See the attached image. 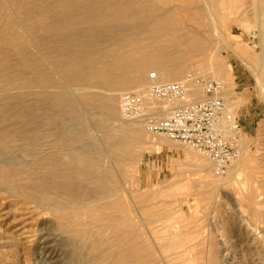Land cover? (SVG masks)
I'll return each mask as SVG.
<instances>
[{
    "label": "bare ground",
    "instance_id": "obj_1",
    "mask_svg": "<svg viewBox=\"0 0 264 264\" xmlns=\"http://www.w3.org/2000/svg\"><path fill=\"white\" fill-rule=\"evenodd\" d=\"M184 1L193 2L198 10L195 21L197 35L192 33L179 36L177 33L173 37V42L185 41L190 48L197 51L205 50L207 47L204 41L203 43L198 40L200 29L202 34L208 36L218 34L223 19L233 16L231 11L223 13L228 7L246 2L252 8L251 13H254L256 19L264 16V0ZM88 2L92 0H48L38 5L35 11L27 9L28 5H20V3L18 6L20 11H29L25 17V23L29 25L28 31L18 33V26L14 20L3 23L4 30L7 32L6 38L4 36V39H0V47L5 45L13 47L20 64L31 70L35 69L37 73L33 78L30 77L31 79L27 77L26 81L21 80L20 74H8L11 58L0 52V152L7 153L20 140L35 148V155L30 164L22 165L20 170L18 168V170L16 168L0 169V182L5 186L14 183L18 186L19 192L26 193L28 198L35 200L43 206L42 208L45 207L55 216L63 233H67L72 241L74 250L71 257L72 264H158L154 258V249L157 247L149 246L152 250L145 248L141 240L143 222L139 221L140 216H132L129 211V191L125 186L129 173L130 148L127 147L129 143L127 139L121 138L107 148L91 150L90 154L85 155L83 150L78 148L86 138L85 130L82 128L84 122L80 124L76 132L72 133V136L71 134L64 136L63 132V134L57 133L56 139L51 138L53 146L50 140H47L44 130L46 125H59L61 121L71 119V111L74 110L71 108H76L80 101L90 109L105 111L113 116L119 114L121 96L127 90L138 89L136 93L143 95L151 103L153 98L145 76L146 69L149 67L157 70L161 82L169 81L170 83L185 80L183 76L187 70L185 71V64L179 56L180 52L175 45H172L174 43L161 42L172 31L169 25L171 14L169 9L161 12V6H154L150 0H100L98 5L96 4L98 7L83 8V5ZM75 3L82 7L75 6ZM242 4L241 7H244ZM6 6L4 2H0V13L6 9ZM78 9L80 11L78 17L69 19V15L72 16V13L78 12ZM208 26L211 27V32L207 30ZM50 32H57V35L62 32V35L49 37ZM33 35L38 37V44L51 58L56 74L47 72L49 68L46 67L49 61L41 55L38 44L39 53L30 50V37ZM234 52L247 67L251 68V63L246 56L239 54L238 51ZM204 60L209 64L207 68L205 67L206 72L211 73L212 77L214 75V79H217V73L225 72V70L231 75L232 69L229 63L224 66L221 63L220 66L215 58L204 57ZM57 76L62 77L65 82ZM200 76L205 78L201 74ZM257 78L261 79L259 76ZM218 80L226 83L227 98L231 103L229 96L237 94L234 90L235 84L231 79L227 82L225 79ZM262 85L263 83H260V86ZM69 88L75 91L74 94L68 92ZM191 90L194 100L202 99L200 86L192 84ZM261 91L264 96L263 87ZM18 92L21 93V100L26 110L23 113L12 114L9 112L12 111L9 109L15 102L12 93ZM35 94H48L47 100L58 111L46 114L47 118L44 121L31 113L34 109L29 112L27 109L32 106L30 101L37 98ZM143 129L146 128L142 123L134 122L127 130L134 136L135 142L142 139ZM154 141L155 148L162 146L161 140ZM241 146L242 154L243 142ZM241 156L244 157L245 154ZM243 157L240 161H237L238 158L237 163L233 162L229 168V171H234L237 176L240 175ZM107 159H110V162L106 161ZM243 165L245 167L246 164ZM208 175L206 179L213 186L217 188L223 185L222 181L218 183L219 180L217 181L210 171ZM28 181L32 182L30 186ZM137 212L139 213V210ZM131 218L135 220L132 224L133 229L129 228ZM50 237L44 239L43 250L52 253L53 245ZM151 239L153 241L155 238Z\"/></svg>",
    "mask_w": 264,
    "mask_h": 264
},
{
    "label": "rangeland",
    "instance_id": "obj_2",
    "mask_svg": "<svg viewBox=\"0 0 264 264\" xmlns=\"http://www.w3.org/2000/svg\"><path fill=\"white\" fill-rule=\"evenodd\" d=\"M45 1L48 0H0L1 3L4 2L7 5L6 9L0 13V39H4V36L6 38L7 31L4 30L3 23L10 20L17 23L18 33L28 31L29 25L25 23V17L29 11H20L18 9L20 3V5H28L27 9L35 11L37 6ZM99 1L92 0V2L83 5V8L98 7ZM150 1L154 6H161V12L169 9L171 13H169V25L172 31L161 42L174 43L173 37L177 33L179 36L192 33L197 35L195 21L198 10L193 2L186 3L184 0ZM192 3L193 5H191ZM243 3L241 4L244 7L238 3L223 12L226 14L231 11L233 16L223 19L218 34L208 36L202 34L200 29L198 40L204 41L205 47L207 46L206 48L209 49L202 50L204 53L190 48L185 41L172 44L180 52L179 56L185 64V71H187L183 77L187 78L191 73H200L206 79H214L213 74L212 77L211 73L206 72L205 67L207 68L209 64L204 60V57H212L217 62L219 61L215 62L220 66L229 63L232 69L231 75L226 70L217 73V79H225L226 82L231 79L234 84H237L238 81L241 84L240 89L234 85V90L238 94L229 96L230 104L236 110L242 108L244 115L249 109V112L255 114L252 118H249V115L246 116L251 133L245 134L242 141L244 151L242 154H245L246 157L241 156L237 160L240 161L242 157L244 160L239 176L230 170L226 176L217 177L212 164L202 155L164 138L152 136L146 129H143L142 139L134 142V136L127 130L134 122L123 120L121 106L119 114L113 116L105 111L90 109L80 101L76 108H71L74 110L71 111V119H67L69 121L63 120L64 122L61 121L62 123L59 125L45 126V135L53 146L51 138L56 139L57 133L61 132V134L64 133V136L70 134L72 136V133L76 132L80 124L84 122L82 128L85 130L86 138L78 148L83 150L85 155L90 154L91 150L107 148L121 138L127 139L129 142L127 147L130 148L129 173L125 186L129 191V207L133 208V210L129 208V211L132 216H140L139 221L143 222V225L141 224L143 230L141 240L145 248L157 247L154 249V258L158 264H189V261L190 264H264V96L261 91V87L264 88V16L256 19L254 13H251L252 8L246 2ZM76 5L79 4L75 3ZM191 7L193 8L191 9ZM238 8L239 10H237ZM79 12L78 9V12L72 13V16L69 15V19H76ZM36 22L38 23V21ZM210 29L211 27L208 26L209 32H211ZM56 33L50 32L49 37L62 35V32L58 35ZM38 40L35 35L30 37L32 52H40L37 49ZM39 47L41 55H44L49 61L46 67L49 68L47 72L56 74L51 58L40 45ZM234 51L246 56V59L251 63V68L247 67ZM0 52L11 58L9 63L11 68L9 67L8 74H20L21 80L25 81L27 77L31 79L36 76L35 69L31 70L20 64L13 47L2 46ZM198 52L200 55H197ZM153 72L157 73L154 67L147 68L145 72L149 87V74ZM258 76L261 81L257 78ZM57 78L65 82L62 77L57 76ZM260 83L263 85L260 86ZM137 91L138 89L127 90L124 93ZM68 92L74 94L75 91L69 88ZM104 93L111 94L110 92ZM12 94L15 102L9 109L12 111L9 112L12 114L23 113L26 109L21 100V93ZM80 94L82 95V92ZM34 96L37 97L36 101H30L32 106L27 110L34 109L31 113L41 117L42 121L47 118L46 114L58 111L47 100L48 94H35ZM34 96L30 97L34 98ZM15 107H17L16 110ZM47 107L52 110L50 111ZM49 134L51 136H48ZM159 140H161L162 146L155 148L153 141ZM50 143L48 145H51ZM15 145L7 153L0 152L1 170L7 168L20 170L22 165L31 163L35 155V148L24 143L23 140L16 142ZM19 145L21 146L19 147ZM108 165L110 166V164ZM209 171L217 181L219 180L218 183L223 182L225 186H217V188L215 185L213 186L206 179ZM231 173L233 175H229ZM27 183L29 186L32 184L31 181ZM209 187L211 188L209 189ZM25 196L26 193L19 192L18 186H15L14 183L5 186L0 182V264H72L71 257L74 250L68 234L63 233L55 216L49 210L45 207L42 208L43 206H40L38 202ZM135 207L139 208V213ZM134 221L130 220L129 228L132 227ZM48 236H51L52 253L43 250V241L46 237L49 238ZM151 238L155 239L152 241ZM189 239L191 240L189 241ZM150 250L152 249L150 248Z\"/></svg>",
    "mask_w": 264,
    "mask_h": 264
},
{
    "label": "built area",
    "instance_id": "obj_3",
    "mask_svg": "<svg viewBox=\"0 0 264 264\" xmlns=\"http://www.w3.org/2000/svg\"><path fill=\"white\" fill-rule=\"evenodd\" d=\"M152 102L136 92L121 96L124 121L140 122L147 132L191 149L213 165L217 177L227 175L241 155L243 125L227 98V85L191 73L181 82H161L150 74ZM202 88V99L192 98L191 85Z\"/></svg>",
    "mask_w": 264,
    "mask_h": 264
},
{
    "label": "crops",
    "instance_id": "obj_4",
    "mask_svg": "<svg viewBox=\"0 0 264 264\" xmlns=\"http://www.w3.org/2000/svg\"><path fill=\"white\" fill-rule=\"evenodd\" d=\"M235 85H236V87L238 89H240L241 84L239 83V81H238L237 84L235 83ZM249 111H250V109L246 112V115H244L245 113L242 112V108H240V110H239V117H240L241 123L243 125V129H244L245 134H250L251 133V129L249 128V123H247V119H246L247 117L246 116L249 115V118H252V116H254V114H255V113H251Z\"/></svg>",
    "mask_w": 264,
    "mask_h": 264
}]
</instances>
